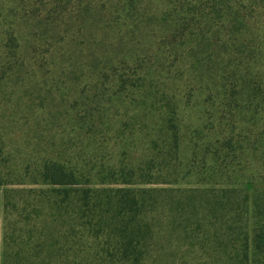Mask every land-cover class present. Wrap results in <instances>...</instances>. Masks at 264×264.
Returning a JSON list of instances; mask_svg holds the SVG:
<instances>
[{"label":"trees","instance_id":"obj_1","mask_svg":"<svg viewBox=\"0 0 264 264\" xmlns=\"http://www.w3.org/2000/svg\"><path fill=\"white\" fill-rule=\"evenodd\" d=\"M0 264H264V0H0Z\"/></svg>","mask_w":264,"mask_h":264},{"label":"rangeland","instance_id":"obj_2","mask_svg":"<svg viewBox=\"0 0 264 264\" xmlns=\"http://www.w3.org/2000/svg\"><path fill=\"white\" fill-rule=\"evenodd\" d=\"M106 139H107L106 141L108 143L106 142L107 144H105V145H106V149H108L109 148V143H110L111 137L108 136Z\"/></svg>","mask_w":264,"mask_h":264}]
</instances>
